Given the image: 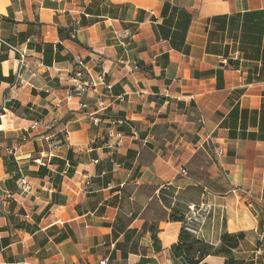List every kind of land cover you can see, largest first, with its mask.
<instances>
[{"label": "crops", "instance_id": "obj_1", "mask_svg": "<svg viewBox=\"0 0 264 264\" xmlns=\"http://www.w3.org/2000/svg\"><path fill=\"white\" fill-rule=\"evenodd\" d=\"M182 230L264 264V0H0V264H183Z\"/></svg>", "mask_w": 264, "mask_h": 264}, {"label": "built area", "instance_id": "obj_2", "mask_svg": "<svg viewBox=\"0 0 264 264\" xmlns=\"http://www.w3.org/2000/svg\"><path fill=\"white\" fill-rule=\"evenodd\" d=\"M71 37H74L71 35ZM23 55L20 54V63L23 62ZM73 63H74V68L73 70L68 74L67 80L70 82V88L68 91V97H77L80 98L84 96L87 93L94 92L96 88V83L92 81L90 78H86V75L88 76V70L85 62L83 59L79 57L73 58ZM166 96V93L164 94ZM107 104L105 100L103 99L102 96H98L96 98V112L95 113H100L107 108ZM79 108L80 109H86L87 104L80 102L79 103ZM92 119V123L94 125H99L100 123V118L97 116L91 114L89 115ZM56 121H48L44 122L41 119H37L33 122L31 128H36L38 126H42L45 130L51 129ZM124 138V135L122 133H114L112 130H109L107 134L101 138V140L104 142L107 147L111 149H116L119 147L122 143V140ZM113 142V143H112ZM214 155L219 157L222 155V151L220 149H215L214 150ZM181 174L186 175L185 170L180 171ZM90 181L87 182V184ZM90 184V183H89ZM32 191V186L30 185L28 179L25 176H20L19 179L17 180L16 183V192L19 193L20 195H28ZM196 216V211L194 207L189 208V212L186 215V222L188 223V226L190 222L192 221L193 218ZM99 264H107V259L102 260L99 262Z\"/></svg>", "mask_w": 264, "mask_h": 264}, {"label": "trees", "instance_id": "obj_3", "mask_svg": "<svg viewBox=\"0 0 264 264\" xmlns=\"http://www.w3.org/2000/svg\"><path fill=\"white\" fill-rule=\"evenodd\" d=\"M170 220L182 221L183 218L172 215L170 216ZM152 238L155 241V236ZM201 245L186 230H182L179 242L172 248V252L176 257L182 258L186 264H198L207 253L205 249L200 248ZM228 264L233 263L230 262Z\"/></svg>", "mask_w": 264, "mask_h": 264}, {"label": "water", "instance_id": "obj_4", "mask_svg": "<svg viewBox=\"0 0 264 264\" xmlns=\"http://www.w3.org/2000/svg\"><path fill=\"white\" fill-rule=\"evenodd\" d=\"M179 261H180L181 263H183V264L185 263L184 260H183L182 258H180Z\"/></svg>", "mask_w": 264, "mask_h": 264}]
</instances>
